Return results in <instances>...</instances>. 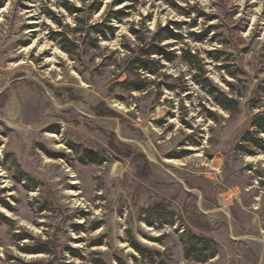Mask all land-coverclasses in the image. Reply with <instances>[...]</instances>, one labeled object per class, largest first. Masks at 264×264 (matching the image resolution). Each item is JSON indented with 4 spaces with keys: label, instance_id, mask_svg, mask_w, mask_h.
Wrapping results in <instances>:
<instances>
[{
    "label": "rangeland",
    "instance_id": "rangeland-1",
    "mask_svg": "<svg viewBox=\"0 0 264 264\" xmlns=\"http://www.w3.org/2000/svg\"><path fill=\"white\" fill-rule=\"evenodd\" d=\"M258 114L264 0H0V264H264Z\"/></svg>",
    "mask_w": 264,
    "mask_h": 264
},
{
    "label": "trees",
    "instance_id": "trees-1",
    "mask_svg": "<svg viewBox=\"0 0 264 264\" xmlns=\"http://www.w3.org/2000/svg\"><path fill=\"white\" fill-rule=\"evenodd\" d=\"M205 35H206V33L198 34V35H196V37H197V39L202 40V39H204ZM165 37L178 39L181 36L179 34L174 33L169 27L160 28L159 31L155 34V39L157 41H161ZM68 51H71V50H68ZM153 53L165 56L169 60H171L173 58L169 55V53L167 51H165L163 49V47L154 46L152 49H150V50H148V52H146V54H148V55L153 54ZM183 54H184V58L187 61H189L191 63L194 62L193 59L195 58V56L192 53L184 50ZM140 65L141 66L139 67V69H144L148 72L156 73L157 65L155 62L150 61V60H145V61L142 60L140 62ZM197 81H199V83H201V84H204L203 86L209 88V90H210L212 96L214 97L215 101L219 105L224 107L225 109L236 110L238 108V103L235 99L225 95L222 91H220L216 88L213 89L211 84L210 85L206 84V80L198 79ZM131 84L135 85V82H131ZM135 87L137 90H140L144 86L143 85H140V86L136 85ZM252 126L254 127L253 132H248L244 136V142L238 144V149H240L241 151L250 152L251 151L250 145H254L258 148L264 149V138L260 137L261 133L264 134V114L256 115L252 120ZM83 156H84V158H85V156H87L86 152L83 154ZM152 211L157 212L158 207L155 206L154 208H152ZM157 213H158V215H157L158 221H160L161 223L163 221H166L169 218H173V215H174V214H172V212H169L166 214H164L165 212H163V213L157 212ZM148 223H150V220H148ZM210 241H211L210 239L205 238L203 236H197L196 234L189 235L188 240L185 243V256H186V258H194L197 261H201V262L207 261L208 258H210L211 256H213L215 254L213 247H211L209 245ZM134 247L141 254H144V249L139 244H134ZM30 250L37 251L35 249H30ZM152 261H154V260H152Z\"/></svg>",
    "mask_w": 264,
    "mask_h": 264
}]
</instances>
